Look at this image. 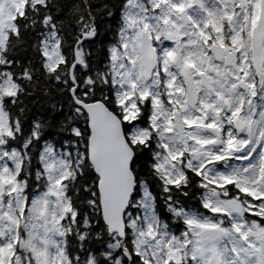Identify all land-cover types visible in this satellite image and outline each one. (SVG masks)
<instances>
[{
  "label": "snow or ice",
  "instance_id": "obj_1",
  "mask_svg": "<svg viewBox=\"0 0 264 264\" xmlns=\"http://www.w3.org/2000/svg\"><path fill=\"white\" fill-rule=\"evenodd\" d=\"M95 7L0 0V264H264V0H126L99 62ZM57 95L67 151L9 108Z\"/></svg>",
  "mask_w": 264,
  "mask_h": 264
},
{
  "label": "trees",
  "instance_id": "obj_2",
  "mask_svg": "<svg viewBox=\"0 0 264 264\" xmlns=\"http://www.w3.org/2000/svg\"><path fill=\"white\" fill-rule=\"evenodd\" d=\"M125 2L126 0H93V4L96 6L94 15L96 16L95 23L97 25L98 36L94 41L86 42L85 46L92 52V59L94 61L99 62V60L107 54V49L118 38L116 33L118 32L119 21L123 13V4ZM109 12L111 15L108 14ZM24 55L25 57H31L33 52L29 50ZM106 63L107 61L100 63L99 67L103 68ZM21 101L22 102L19 106L14 107L10 105L9 108L12 112L13 118L20 117L22 120L25 133L28 132L32 121L43 119L45 117L51 121L53 116H59L56 127H51L45 130V139L41 140L39 147L41 148L42 143L48 142L52 144L57 151H67L68 142L74 140V138L67 131H61L59 123L71 114V101L66 96L61 97L59 95H57L51 102L34 96H23L21 97ZM52 103L57 105L55 109L51 107ZM20 108H25L26 111L21 114L19 110ZM74 124L81 128L85 127L82 119L74 121ZM36 151L37 149L34 148L33 153ZM141 166L147 167L146 162L140 161L137 164V168L139 169ZM152 191L158 197V211H160L162 219L168 220L171 230L179 235L180 231L183 230L182 226H178L168 219L170 214L166 211L159 188L153 185ZM192 193L193 195L189 198L181 197L180 199L195 209L199 207L201 190L194 187ZM138 197L139 195L136 196V198Z\"/></svg>",
  "mask_w": 264,
  "mask_h": 264
},
{
  "label": "flooded vegetation",
  "instance_id": "obj_3",
  "mask_svg": "<svg viewBox=\"0 0 264 264\" xmlns=\"http://www.w3.org/2000/svg\"><path fill=\"white\" fill-rule=\"evenodd\" d=\"M47 143H48V142H47ZM43 144H44V143L41 144V148L43 147ZM141 190H142V189H141ZM141 190H140V192H141ZM29 191L32 192V191H33V188H30ZM141 193H142V192H141ZM136 199H139V197L136 198Z\"/></svg>",
  "mask_w": 264,
  "mask_h": 264
},
{
  "label": "rangeland",
  "instance_id": "obj_4",
  "mask_svg": "<svg viewBox=\"0 0 264 264\" xmlns=\"http://www.w3.org/2000/svg\"><path fill=\"white\" fill-rule=\"evenodd\" d=\"M141 192H142V190H141ZM138 200V199H137Z\"/></svg>",
  "mask_w": 264,
  "mask_h": 264
}]
</instances>
